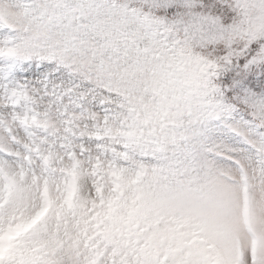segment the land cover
Wrapping results in <instances>:
<instances>
[{
	"label": "rangeland",
	"instance_id": "1",
	"mask_svg": "<svg viewBox=\"0 0 264 264\" xmlns=\"http://www.w3.org/2000/svg\"><path fill=\"white\" fill-rule=\"evenodd\" d=\"M197 2L219 43L185 52L193 82L223 49L244 55L264 37V0ZM23 3L0 0V264H264L260 141L199 178L162 170L135 118L25 76ZM11 44L20 57L3 52Z\"/></svg>",
	"mask_w": 264,
	"mask_h": 264
},
{
	"label": "snow or ice",
	"instance_id": "2",
	"mask_svg": "<svg viewBox=\"0 0 264 264\" xmlns=\"http://www.w3.org/2000/svg\"><path fill=\"white\" fill-rule=\"evenodd\" d=\"M17 7L34 53L25 76L76 87L104 101L106 112L135 118L162 170L199 178L237 145L255 152L259 140L264 149V37L244 55L223 49L193 82L182 72L185 52L219 43L197 0H27Z\"/></svg>",
	"mask_w": 264,
	"mask_h": 264
}]
</instances>
